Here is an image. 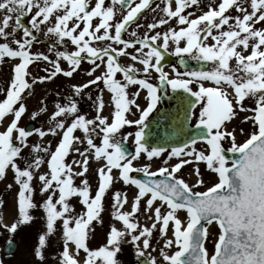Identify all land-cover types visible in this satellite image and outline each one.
Segmentation results:
<instances>
[{"label": "snow or ice", "instance_id": "1", "mask_svg": "<svg viewBox=\"0 0 264 264\" xmlns=\"http://www.w3.org/2000/svg\"><path fill=\"white\" fill-rule=\"evenodd\" d=\"M5 64L0 181L11 174L16 214L9 222L0 198V230L9 258L40 211L36 264H124L129 246L133 264H264V0H0ZM81 71L87 79L56 91L51 112L47 93L30 110L36 85ZM169 89L181 130L193 121L196 130L171 148L148 139ZM44 114L39 126L21 123ZM235 120L248 131L229 127ZM107 196L114 222L91 247Z\"/></svg>", "mask_w": 264, "mask_h": 264}, {"label": "rangeland", "instance_id": "2", "mask_svg": "<svg viewBox=\"0 0 264 264\" xmlns=\"http://www.w3.org/2000/svg\"><path fill=\"white\" fill-rule=\"evenodd\" d=\"M41 73V72H40ZM11 75L10 72V66L8 64H5L3 66H0V84H3L4 82H6L9 78V76ZM71 82V79H65V77L62 80V86H64V90L63 93L64 94H70L69 91V84ZM57 86L54 82H49L46 83L44 85H36L35 86V92L36 94L29 99L28 104L30 107V110H34V108L37 106V101L41 98H43V96L47 93L48 94V103H49V112H51V104L52 101L56 98L55 97V92H56ZM144 96V93H141V98L140 101H142V98ZM29 117L26 115L25 117L22 118V125L26 126L27 123L29 122ZM47 120V114L42 115L41 117H39L36 121L38 124V126L43 123L44 121ZM237 122V123H235ZM233 123H235V126H240V127H244L245 131L247 132L249 129V125L246 124H241V121H233ZM231 127V126H230ZM233 127V126H232ZM32 140H35L36 138H30ZM245 139L244 135H241L239 132H237V140L238 142H243ZM160 161L157 160L156 164H159ZM95 167V166H93ZM202 170H204V166L201 165ZM183 172H185V174L187 175V173L191 172V166H186L185 169L182 170ZM212 177L214 178V174H211ZM209 178V174L206 173L205 175V179L207 180ZM192 180H195V176H192ZM12 182V177L11 174H9V176L4 180V181H0V198L4 199L5 201L8 202L7 204V210L4 212V215L6 217V219L11 222L12 218L15 216V204H14V197H15V186L13 190H8L6 185L8 183ZM97 182V178L95 175V172L93 171L90 175V183H92L93 187H95ZM38 187V185H37ZM124 186L122 184H117L116 188L117 189H123V190H127L125 188H123ZM40 199V198H39ZM127 207V206H126ZM105 212L103 213L104 216V220H105V224L104 226H100V225H96V232H95V236L91 239L90 241V246L91 247H98L101 244H103L105 242V238H106V233L108 231V225L114 221L111 220L110 217V211H111V197L107 196L105 198ZM79 210V209H78ZM34 215L37 217V219L32 223V225L30 226H23L21 227L16 236H15V241L18 242L19 244V248L16 254V257L11 260V261H6L5 260V264H36L35 262V257L32 254L33 253V248L34 246L37 244V240H38V235L41 232V229L43 228V216L41 214H39V211H34ZM184 213H181V216L183 217ZM33 227L32 229L30 227ZM117 226H120L119 224ZM0 232H3V238L1 239L0 242V257L4 258V254L2 249L4 248V241L8 238V233L6 231L0 230ZM210 237H209V243H208V247L211 250L213 244L212 242L217 238L218 236V232L219 229L218 227L213 224L210 229ZM155 239L160 241V246H162L163 244V239L161 237H159V234H155ZM154 246H157L154 242ZM175 249H173L174 251ZM132 250L131 247L129 246L127 248V251L120 257L121 259H127V260H132L133 261V257L131 254ZM49 253L50 255L53 254L52 250L49 249ZM83 255V254H82ZM153 255H156L158 259H160L159 257V246H157V252L153 253Z\"/></svg>", "mask_w": 264, "mask_h": 264}, {"label": "water", "instance_id": "3", "mask_svg": "<svg viewBox=\"0 0 264 264\" xmlns=\"http://www.w3.org/2000/svg\"><path fill=\"white\" fill-rule=\"evenodd\" d=\"M181 112L182 110L178 105L177 111L174 116L165 113L160 117V126L164 127L165 133L172 134L171 137L159 138L158 140L149 139V142L153 145L162 144L165 147H172L177 146L182 140H186L188 136L195 135L196 132L190 130L188 127H185L183 128V130H181L180 122L183 117Z\"/></svg>", "mask_w": 264, "mask_h": 264}, {"label": "flooded vegetation", "instance_id": "4", "mask_svg": "<svg viewBox=\"0 0 264 264\" xmlns=\"http://www.w3.org/2000/svg\"><path fill=\"white\" fill-rule=\"evenodd\" d=\"M149 15V18H151V14H148ZM141 23H144V21L143 20H141L140 21ZM143 30H141V32H142ZM167 58V57H166ZM166 64H168L169 66L171 65V64H173L172 62H165ZM90 66L89 65H87V64H84L83 66H82V68L83 69H87V68H89ZM131 129H133V127H126L125 128V130H124V132L126 133V132H128V131H131Z\"/></svg>", "mask_w": 264, "mask_h": 264}]
</instances>
